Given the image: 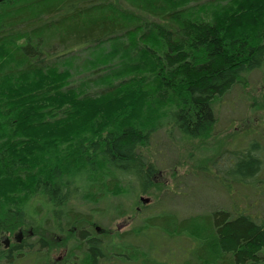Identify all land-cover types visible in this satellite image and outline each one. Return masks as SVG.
Here are the masks:
<instances>
[{
    "label": "trees",
    "instance_id": "obj_1",
    "mask_svg": "<svg viewBox=\"0 0 264 264\" xmlns=\"http://www.w3.org/2000/svg\"><path fill=\"white\" fill-rule=\"evenodd\" d=\"M262 68L264 0H4L0 236L28 226L46 238L43 228L81 225L89 218L74 207L79 198L92 212L117 198L114 210L125 213L120 201L154 186L153 137L175 132L208 144L215 104ZM248 143L221 154V167L219 155L208 158L218 169L213 178L230 192L232 184L255 185L264 172V153L257 154L264 146L257 137ZM244 175L250 182L237 179ZM237 206L215 209L207 225L189 214L173 230L204 248L199 264H264V215ZM126 233L102 243L76 237L73 247L85 260L87 252L96 260L141 252ZM142 254L137 264L159 261Z\"/></svg>",
    "mask_w": 264,
    "mask_h": 264
},
{
    "label": "rangeland",
    "instance_id": "obj_2",
    "mask_svg": "<svg viewBox=\"0 0 264 264\" xmlns=\"http://www.w3.org/2000/svg\"><path fill=\"white\" fill-rule=\"evenodd\" d=\"M215 110L217 125L214 135L204 146L197 147V143L192 141L189 143L190 141L188 142L185 138L183 140V137L175 132L168 136L166 132L162 131L153 137V145L149 152L158 164L159 172L149 193L143 194L148 201L143 200L142 203H149L146 205L148 208L144 210V213L125 212V217L111 222L100 219L101 225L110 228L111 232L123 234L133 229L137 231L133 238L127 233L124 235V238L130 237L125 242H130L133 245V251L136 249L141 251L131 253L128 260H135L137 263L143 262L142 252H145L159 260L157 264H199L196 257L199 253L205 252L204 248L200 247L197 240L186 235L184 229L180 235L173 232L175 229H181V225L186 224L184 220L188 218L186 216L194 215L195 225H207L211 220L210 214L215 209L231 210L236 204L237 207H249L254 212L264 215V172L255 185L236 183L233 186L232 184L230 192L219 184L223 183L221 177L213 178L218 169L213 166V162L208 163L210 156H213L214 159L217 155L221 157L224 152L245 149L246 145L247 148H250L251 144L248 141L254 137L259 138L264 146V139H260L264 138V68L248 73L243 83H237L220 102L215 104ZM262 153H264V147H260L257 151L259 155ZM218 160V167H221L227 157L225 160L223 157ZM210 166L213 171L211 174L209 173ZM222 169H226V166ZM240 178L244 181H241ZM247 178L245 175L237 176L241 182H250L247 181ZM134 182L137 187H134L133 192L137 193V190H141V187L138 186L139 179H135ZM251 184L253 183L251 182ZM135 199L136 197L133 199L131 196L128 202H124V208L130 210ZM110 202L118 203L116 199L110 200ZM73 203L75 207L76 205L86 207L85 212L90 213V203L85 204L80 201V198L74 200ZM41 207L45 209L44 206ZM102 207L110 212L115 211L111 203L102 205ZM24 228L33 233L32 237L26 241H35L34 238L38 235L37 230L28 226L19 227L14 234H3L0 236V264H54L57 261L56 257L62 256L67 246L66 241L56 237L48 239L50 236L47 235L49 250L42 249L38 252L40 261H36L35 256L37 255H29L31 253L29 248L24 250L27 252V256L15 254L11 258L6 257L5 241H13L19 234V230ZM44 229L41 232H44ZM56 229L53 228L50 231H56ZM191 231L195 232V238H197L196 231L194 229ZM192 247L195 249L193 254ZM152 261L148 263L150 264ZM226 264H230V262Z\"/></svg>",
    "mask_w": 264,
    "mask_h": 264
},
{
    "label": "flooded vegetation",
    "instance_id": "obj_3",
    "mask_svg": "<svg viewBox=\"0 0 264 264\" xmlns=\"http://www.w3.org/2000/svg\"><path fill=\"white\" fill-rule=\"evenodd\" d=\"M143 194H147V192H140V193H137V195L134 194L136 199L132 202V205H131L132 207L134 205H137L136 208L138 210H140L141 207L138 206V204L141 205L143 200L148 201L147 198H144ZM135 197H133V199ZM130 198L131 197H129V199ZM147 204H149V203L144 204V207H145L144 210H146L148 208V206H146ZM100 208H102V209H100ZM70 209H72V207H70ZM80 209H82L85 212L86 207L81 206ZM98 209H99V211L97 210V211L92 212L90 210V213L85 212L84 215H87V217L89 219L85 220V221L81 220L80 221L81 225H78L77 223L70 224L69 221H66L63 223V226L61 229L57 228L58 231L56 229V231H47L45 233V234H49L50 238L56 237L60 240L66 241V243H67V246L64 249L62 256L56 257L57 261L54 264H137V262H135V260H131V261L128 260L130 258V256H128L125 252H123V250L118 249L119 251H117V250L109 251L107 257L105 255L100 254V255H98V258L96 260L95 258L94 259L92 258V255L90 253L91 251H89V249L87 248L90 255L87 252V255H86L87 260H85L83 253H81V249L78 247H73V240L76 237H79V238L83 237V241L86 240V242H89L90 240H99L98 243H102V242H104V238H106V236L119 234L116 232H111L110 228H108L107 226L101 225V221H100V219H102V221L104 219H106V220H109V222H111V221H114L115 219H119L120 216H119L118 212L112 211L111 213L103 216L104 213L102 211H100V210H103V207L99 206ZM115 216H117V217H115ZM89 226H91V227H89ZM29 228L35 229L34 227H29ZM83 232H85V234H84L85 238L83 236ZM124 233H126V232H124ZM32 234L33 233L31 232V230L24 228V229L19 230V234L14 238L13 241L6 240L5 241V248L7 251L6 257L12 256L15 254H18V256L20 254L27 256V252L24 251L26 248L31 249L30 250L31 253H29V255L30 254L37 255L38 252L41 251L42 249H46L48 251L49 250L48 240L46 238L40 236L39 234L37 235V237L34 238L35 241H30V242L26 241V239H28L29 237H32L31 236ZM127 238L128 237H126L124 239L126 240ZM118 242H116V243H118ZM38 256L39 255L35 256L36 261H40Z\"/></svg>",
    "mask_w": 264,
    "mask_h": 264
},
{
    "label": "bare ground",
    "instance_id": "obj_4",
    "mask_svg": "<svg viewBox=\"0 0 264 264\" xmlns=\"http://www.w3.org/2000/svg\"><path fill=\"white\" fill-rule=\"evenodd\" d=\"M194 3V1L193 2H191V4H193ZM110 200H111V198L109 199V200H107L106 202H108L109 201V203H113V202H110ZM116 200H117V202H118V199L116 198ZM124 201H126V202H128L129 201V199L128 198H126V199H124ZM106 202H104V203H106ZM120 203L122 204V206L125 204L124 202H122V201H120ZM144 204H146V203H144ZM144 204H142V205H139L138 204V206H140L141 207V209L140 210H138L137 208H136V206L137 205H134L133 207L131 206L129 209L130 210H127L126 209V212L128 211V213H130L131 211L132 212H135V211H137V213L138 214H140L141 212H143L144 213ZM100 207H102V205H99ZM124 207V206H123ZM99 210V209H98ZM100 211H102L104 214H109V213H111L109 210H106V208L104 207V209L103 210H100ZM126 216V213H121V215H120V218H122V217H125ZM47 231H44V236L46 237L47 235H49V234H45Z\"/></svg>",
    "mask_w": 264,
    "mask_h": 264
},
{
    "label": "water",
    "instance_id": "obj_5",
    "mask_svg": "<svg viewBox=\"0 0 264 264\" xmlns=\"http://www.w3.org/2000/svg\"><path fill=\"white\" fill-rule=\"evenodd\" d=\"M4 0H0V3L3 2Z\"/></svg>",
    "mask_w": 264,
    "mask_h": 264
}]
</instances>
